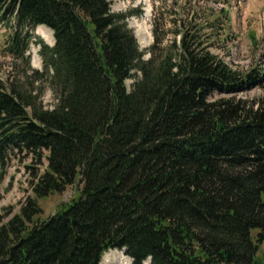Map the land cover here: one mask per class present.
<instances>
[{
  "label": "trees",
  "instance_id": "trees-1",
  "mask_svg": "<svg viewBox=\"0 0 264 264\" xmlns=\"http://www.w3.org/2000/svg\"><path fill=\"white\" fill-rule=\"evenodd\" d=\"M183 11L168 44L154 24L142 50L127 25L140 12L110 0H0L16 55L17 31L52 30L40 55L55 100L0 80V175L14 159L30 189L0 215V264H99L114 249L131 264H264V101L237 97L264 66L223 61L210 18ZM75 184L42 218L38 201Z\"/></svg>",
  "mask_w": 264,
  "mask_h": 264
},
{
  "label": "rangeland",
  "instance_id": "rangeland-1",
  "mask_svg": "<svg viewBox=\"0 0 264 264\" xmlns=\"http://www.w3.org/2000/svg\"><path fill=\"white\" fill-rule=\"evenodd\" d=\"M110 3L111 10L115 13L129 10L141 12L128 17L127 25L133 30L142 50L147 49L153 42L154 24L162 45H166L173 39L171 30L174 27L171 19L187 18L189 12L183 11V7L189 11L194 8L200 17L206 15L208 19L210 18L208 26L205 27L208 33L212 25L210 33L213 34L214 44L210 47L211 52L241 70L252 66H264V0H110ZM13 26L14 22L10 16L1 18L0 14V80L10 78L26 89L34 88V92L39 95L37 102L41 101L43 106L50 108L55 100L48 86L50 73L44 71L40 50L43 44L52 45V30L42 26L50 31L51 39L38 32L40 26L29 31L31 34L29 38L26 29L17 31L18 41H22L26 46L22 57L10 49L11 38L15 32ZM133 81V78L125 81L128 90ZM237 97L254 102L264 101V83L240 91ZM42 169L40 166L39 171ZM76 187L77 184L68 187L61 194L40 199L38 202L42 209L41 217L47 218L52 215L60 203L67 202ZM29 194V174L12 159L7 164L5 172L0 175V215L9 213L3 217V221L18 211ZM110 251L103 255V258L107 255L109 264L116 258L120 264H131L130 257L123 251Z\"/></svg>",
  "mask_w": 264,
  "mask_h": 264
},
{
  "label": "bare ground",
  "instance_id": "bare-ground-1",
  "mask_svg": "<svg viewBox=\"0 0 264 264\" xmlns=\"http://www.w3.org/2000/svg\"><path fill=\"white\" fill-rule=\"evenodd\" d=\"M43 25H41L40 27H38V32L44 36V37H49V39H51V35H50V31H48L47 28L42 27ZM47 29V30H46ZM51 30V29H49ZM48 40V39H47ZM110 251V250H109ZM110 252H114V251H110ZM129 257V256H128ZM109 260L107 258V255L104 256V258L102 257V260L100 262V264H109ZM110 264H120L119 261L117 260V258Z\"/></svg>",
  "mask_w": 264,
  "mask_h": 264
}]
</instances>
